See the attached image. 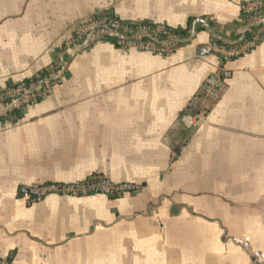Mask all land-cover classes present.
Segmentation results:
<instances>
[{"label": "crops", "instance_id": "obj_1", "mask_svg": "<svg viewBox=\"0 0 264 264\" xmlns=\"http://www.w3.org/2000/svg\"><path fill=\"white\" fill-rule=\"evenodd\" d=\"M245 1L0 0V91L64 66L19 123L0 120L1 260L251 264V250L264 254V35L239 56L197 55L243 37ZM105 11L186 41L169 56L114 42L72 52L74 27ZM222 70L220 96L206 100L204 80ZM93 175L137 189L18 196Z\"/></svg>", "mask_w": 264, "mask_h": 264}, {"label": "built area", "instance_id": "obj_2", "mask_svg": "<svg viewBox=\"0 0 264 264\" xmlns=\"http://www.w3.org/2000/svg\"><path fill=\"white\" fill-rule=\"evenodd\" d=\"M245 33L238 42H212L199 49L198 57L216 55L231 58L248 52L264 35V0H249L240 5ZM186 41L165 24L144 21L124 22L109 11L101 12L78 23L72 32L71 51H87L100 42H114L116 47L156 56H169L175 53ZM64 73V66L51 67L45 75L36 74L28 81L0 91V120L8 126L21 121V115L49 96L57 87ZM230 74L222 70L209 75L201 86V94L206 100L217 99ZM197 120L192 121L195 125ZM137 189L130 184H114L106 180L96 182H78L64 186L45 184L42 186H20L18 196L28 202L39 201L52 193H63L73 196L105 195L117 196L121 192ZM251 264H264V254L251 250ZM0 264L8 262L0 259Z\"/></svg>", "mask_w": 264, "mask_h": 264}, {"label": "trees", "instance_id": "obj_3", "mask_svg": "<svg viewBox=\"0 0 264 264\" xmlns=\"http://www.w3.org/2000/svg\"><path fill=\"white\" fill-rule=\"evenodd\" d=\"M181 33H183V32L181 31ZM46 73H47V71L42 72L43 75H45ZM102 180H103L102 177H100L98 175H93L89 179H87V181H89V182H96V181H102ZM109 197H116V196H109ZM10 259H11V257L9 258V261H10Z\"/></svg>", "mask_w": 264, "mask_h": 264}]
</instances>
